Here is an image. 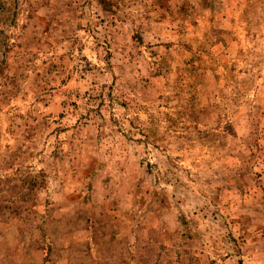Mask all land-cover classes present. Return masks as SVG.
<instances>
[{
    "label": "rangeland",
    "instance_id": "rangeland-1",
    "mask_svg": "<svg viewBox=\"0 0 264 264\" xmlns=\"http://www.w3.org/2000/svg\"><path fill=\"white\" fill-rule=\"evenodd\" d=\"M0 264H264V0H0Z\"/></svg>",
    "mask_w": 264,
    "mask_h": 264
}]
</instances>
